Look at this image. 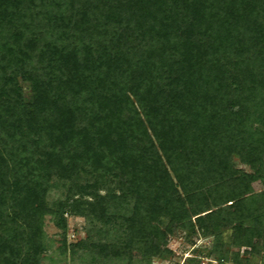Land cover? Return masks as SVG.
Segmentation results:
<instances>
[{
  "label": "trees",
  "instance_id": "1",
  "mask_svg": "<svg viewBox=\"0 0 264 264\" xmlns=\"http://www.w3.org/2000/svg\"><path fill=\"white\" fill-rule=\"evenodd\" d=\"M46 217L84 264L176 233L259 264L264 0H0V264H42Z\"/></svg>",
  "mask_w": 264,
  "mask_h": 264
},
{
  "label": "rangeland",
  "instance_id": "2",
  "mask_svg": "<svg viewBox=\"0 0 264 264\" xmlns=\"http://www.w3.org/2000/svg\"><path fill=\"white\" fill-rule=\"evenodd\" d=\"M248 172L246 166L237 165ZM256 191L262 188L260 183L253 185ZM59 198L58 193H53L50 197V202L53 203L55 199ZM67 243L70 245L69 250L73 244L78 243L86 237L87 224L84 219L67 216ZM44 230L47 236L53 241V250L49 251L45 255V260L42 264H84L72 258L68 252L67 256L62 257L59 252L55 251L62 242V232L58 230L50 217H46L44 222ZM212 240L210 238H204L202 236H187L183 233H176L168 238V249L172 252L171 256L165 260H154L152 264H219L215 256L207 257V251L211 248ZM259 244L260 241L256 240ZM249 251V249H240L239 253L242 256L243 251ZM237 253V249L231 246L225 247V256L228 260L224 264H234L233 258ZM259 264H264V256L261 257Z\"/></svg>",
  "mask_w": 264,
  "mask_h": 264
}]
</instances>
